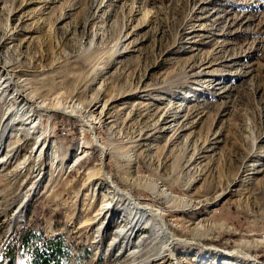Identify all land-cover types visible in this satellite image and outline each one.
Wrapping results in <instances>:
<instances>
[{
    "label": "rangeland",
    "instance_id": "374dc122",
    "mask_svg": "<svg viewBox=\"0 0 264 264\" xmlns=\"http://www.w3.org/2000/svg\"><path fill=\"white\" fill-rule=\"evenodd\" d=\"M0 57L76 105L112 102L106 169L169 218L178 263L264 264V0H0ZM13 92L0 93V261L26 228L33 244L63 239L64 264H146L152 227L130 239L149 236L137 258L111 244L132 209L105 212L116 194L88 180L101 150L72 167L82 123L43 113L35 131Z\"/></svg>",
    "mask_w": 264,
    "mask_h": 264
},
{
    "label": "bare ground",
    "instance_id": "6f19581e",
    "mask_svg": "<svg viewBox=\"0 0 264 264\" xmlns=\"http://www.w3.org/2000/svg\"><path fill=\"white\" fill-rule=\"evenodd\" d=\"M145 22L147 21L144 19L137 26H133L131 28V31H129L124 36L122 41L126 42L133 36L139 34V30L143 28ZM8 39L9 36L5 37L2 44H5ZM0 71L3 75L0 79V93L5 95L10 89L14 90L13 97L16 99V101L20 100V103L21 101L24 103L23 107L19 108V110L17 111V114L23 116L25 124L35 128V131L37 130V127H39V124L42 120L41 115L43 113H56L60 114V116H62L61 114H63L75 118L82 123L84 127V133L81 140V145L77 150L79 155L75 157L72 163L73 168L78 166L81 163L83 156L87 155L90 152L91 147H89V144H92L101 150L102 154L99 167H95V169H92L88 172V180L106 181L113 189L111 191H114L113 193L116 194V196H114V201H110V203L108 202L107 204L104 203L105 212H115L118 209L117 202L121 200H124L126 205L130 206L132 209V221H130L129 224L127 223L128 225H123L117 228L115 231V238L111 242L112 246L115 247L119 242L123 241V251L117 255L123 256L124 254L130 252L129 254L131 256H134L136 258L140 256L141 251L143 250L142 243L144 242V239L146 237L148 238L149 236H141L142 238L140 237L138 241H136L137 245L133 251H131V248L128 249V247L132 245L130 239L133 235L136 236L142 228L152 227L151 229L155 231L156 237L159 239V241L161 240V244L158 246V251L154 252L152 256H150L149 261L146 260L148 261L146 264H180L178 263V261H176L178 250L177 246L181 241H183V239L178 237L177 234L172 230L168 223L169 218L167 219L165 213H163L160 209L155 208L152 205H147L145 202H141L130 191L121 188L116 183L113 176L106 169L107 150L102 143L98 132L99 129L102 128L100 126L111 122L109 117H106V115L108 110L112 108V102L108 103V105H103L102 101L98 99L93 102L89 101L84 106L76 105L73 96H65L63 92L60 89L58 90V88H56L55 86L52 88L47 87L46 85L36 87L32 83H30L28 79L21 78L19 71L22 70H18L17 66L9 62L6 58L2 57H0ZM12 113H10V115ZM102 113L104 114L102 116H99ZM124 222L127 221L123 219L122 223ZM126 238H129V240H127ZM234 253L240 255L242 254V256L244 257L248 256L241 249H236Z\"/></svg>",
    "mask_w": 264,
    "mask_h": 264
},
{
    "label": "trees",
    "instance_id": "16d2710c",
    "mask_svg": "<svg viewBox=\"0 0 264 264\" xmlns=\"http://www.w3.org/2000/svg\"><path fill=\"white\" fill-rule=\"evenodd\" d=\"M34 241L35 234L31 230L20 229L16 240L5 248L0 264H64L69 251L63 239H46L37 244H33ZM31 245L33 249H28Z\"/></svg>",
    "mask_w": 264,
    "mask_h": 264
}]
</instances>
